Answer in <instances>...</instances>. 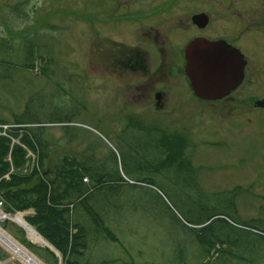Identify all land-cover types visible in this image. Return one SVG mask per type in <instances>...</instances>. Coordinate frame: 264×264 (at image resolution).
<instances>
[{"label": "rangeland", "instance_id": "rangeland-1", "mask_svg": "<svg viewBox=\"0 0 264 264\" xmlns=\"http://www.w3.org/2000/svg\"><path fill=\"white\" fill-rule=\"evenodd\" d=\"M189 1L0 0V37L13 40L0 51V121L6 122L0 134L7 136L8 124L20 115L37 117L61 153L79 156L90 149L126 179L92 200L97 211L104 207L105 225L118 242L93 231L81 264H264V110L229 112L198 97H163L157 106L156 97H132L134 75L117 76L121 70L113 74L111 67L113 52L121 63L128 55L124 45L138 43L151 59L156 53L154 62L157 56L172 62L173 29L183 20L178 31L180 41L186 38ZM158 32L166 40L161 56L148 46ZM24 39L37 45L35 69L23 67ZM68 111L76 114L73 130L79 133L73 143L63 140L61 124L48 123ZM138 125L187 139L191 161H161L138 172L144 157L156 154ZM23 147L33 164L34 154ZM148 177L154 186L133 184ZM217 212L248 227L228 225L223 216L212 227L208 221L210 239L229 241L211 254L198 245L194 228ZM29 213L15 214L27 222ZM0 230L37 264H62L57 250L11 218L0 220ZM0 261L30 264L1 238Z\"/></svg>", "mask_w": 264, "mask_h": 264}, {"label": "trees", "instance_id": "trees-1", "mask_svg": "<svg viewBox=\"0 0 264 264\" xmlns=\"http://www.w3.org/2000/svg\"><path fill=\"white\" fill-rule=\"evenodd\" d=\"M10 41L13 40L0 37V51L2 48L8 49ZM22 46L25 53L23 67L35 69L37 45L33 41L27 43L24 39ZM20 117H17L15 124H8L7 136L0 134V201L5 209L8 208L5 211L9 213L30 211L25 219L60 253L62 264H81L79 259L87 248L89 234L102 233L107 240L118 242V237L105 225L104 207L97 211L92 200L97 192L115 190L126 179L120 172L112 169L105 158H97L90 149L88 153L84 152L79 156L70 151L61 153L56 147L57 143L46 138L45 124L38 121L37 117ZM74 117L76 114L68 111L48 123L61 124L64 130L63 140L73 143L79 137V133L73 130ZM5 123L0 121V124ZM135 128L149 134L152 147L156 150L154 157L151 153L144 157L145 164L137 169L138 172H150L153 165L161 161L168 165L177 162L187 164L191 161L186 153L189 146L187 139L169 135L167 130L160 131L141 125ZM20 137L19 144L12 143ZM23 145L34 154L33 164L26 158L27 150ZM133 184L155 185L151 177ZM232 207L236 209L234 203ZM219 216H223L228 225L234 223L241 227L247 226L241 225L231 215L220 212L213 214L205 222L198 223L197 228H194L197 243L211 254L216 252L215 248L219 243L229 242L216 235H213L214 239H210L206 232L208 225L205 224L211 220L209 226L212 227L211 223L219 219L216 218ZM48 251L57 259L52 251Z\"/></svg>", "mask_w": 264, "mask_h": 264}, {"label": "flooded vegetation", "instance_id": "flooded-vegetation-1", "mask_svg": "<svg viewBox=\"0 0 264 264\" xmlns=\"http://www.w3.org/2000/svg\"><path fill=\"white\" fill-rule=\"evenodd\" d=\"M189 2L186 38L180 41L178 31L185 27L183 20H178L173 29L172 62H166L163 57L160 60L158 56L154 62L156 53L152 60L144 50L136 47L140 43L123 44L128 55L123 54L119 63V55L113 52L116 59L111 62L113 74L120 69L121 74L117 76L134 75L132 97H160L162 104L163 97H199L194 80L187 75L185 51L189 43L204 40L210 45H219L217 49L222 51L215 55L214 64L207 57L205 60L207 75H214L213 81L208 78L212 83L208 97H224L204 102L221 103L229 112L248 114L264 110V0ZM164 43L166 40L158 32L150 45L147 44L161 56L165 52ZM125 81H122L124 86ZM161 102L158 101L157 106L162 105Z\"/></svg>", "mask_w": 264, "mask_h": 264}, {"label": "water", "instance_id": "water-1", "mask_svg": "<svg viewBox=\"0 0 264 264\" xmlns=\"http://www.w3.org/2000/svg\"><path fill=\"white\" fill-rule=\"evenodd\" d=\"M219 45H210L208 42L204 40H197L191 42L186 47V71L187 75L192 78L195 82L196 93L199 96L198 98L204 101L211 100H220L224 97H208V88L212 84L214 75H207L206 71V57L208 60L215 61V55L220 54L222 51L217 49ZM208 53V54H207ZM209 62V61H208ZM211 78V81L208 80ZM158 101H160V97H157ZM48 246L54 250L49 244Z\"/></svg>", "mask_w": 264, "mask_h": 264}, {"label": "bare ground", "instance_id": "bare-ground-1", "mask_svg": "<svg viewBox=\"0 0 264 264\" xmlns=\"http://www.w3.org/2000/svg\"><path fill=\"white\" fill-rule=\"evenodd\" d=\"M1 218H11L12 220H14L15 222H17L20 226H22L23 228H25L28 232V235L34 239L37 242H41V243H46L45 240L32 228L30 227L25 220L23 219L22 215H3L0 214ZM0 238L7 243L15 252L16 255L23 257L28 263L30 264H37V260L33 257H30L28 255V252L25 251L24 249H22L16 242L13 241V239H11L10 237L6 236L4 232H2L0 230Z\"/></svg>", "mask_w": 264, "mask_h": 264}, {"label": "built area", "instance_id": "built-area-1", "mask_svg": "<svg viewBox=\"0 0 264 264\" xmlns=\"http://www.w3.org/2000/svg\"><path fill=\"white\" fill-rule=\"evenodd\" d=\"M0 206H2V202H0ZM0 214H1V209H0ZM1 219V218H0ZM0 264H2V262L0 261Z\"/></svg>", "mask_w": 264, "mask_h": 264}]
</instances>
